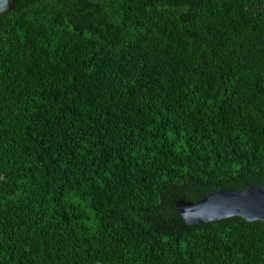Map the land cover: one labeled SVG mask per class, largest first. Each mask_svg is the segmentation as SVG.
Instances as JSON below:
<instances>
[{
    "label": "trees",
    "instance_id": "trees-1",
    "mask_svg": "<svg viewBox=\"0 0 264 264\" xmlns=\"http://www.w3.org/2000/svg\"><path fill=\"white\" fill-rule=\"evenodd\" d=\"M264 187V0H30L0 20V264H264V225L176 200Z\"/></svg>",
    "mask_w": 264,
    "mask_h": 264
},
{
    "label": "water",
    "instance_id": "water-1",
    "mask_svg": "<svg viewBox=\"0 0 264 264\" xmlns=\"http://www.w3.org/2000/svg\"><path fill=\"white\" fill-rule=\"evenodd\" d=\"M30 0H0V20ZM176 212L194 228L238 221L264 225V187L243 190L217 189L196 202L176 200Z\"/></svg>",
    "mask_w": 264,
    "mask_h": 264
}]
</instances>
